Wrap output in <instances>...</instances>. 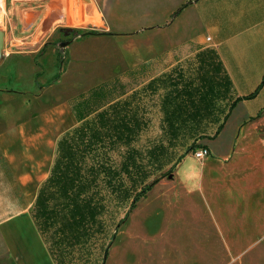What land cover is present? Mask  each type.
<instances>
[{"label":"rangeland","instance_id":"374dc122","mask_svg":"<svg viewBox=\"0 0 264 264\" xmlns=\"http://www.w3.org/2000/svg\"><path fill=\"white\" fill-rule=\"evenodd\" d=\"M178 5L176 0H6L0 30L12 52L34 54L37 65L55 50L59 63L49 73L57 76L48 84V73L41 80L54 85L55 98L79 97L106 85L109 102L119 97L115 87L129 70L125 63L147 50L146 38L163 41L157 30L171 21ZM68 28L94 33L74 36ZM164 66L162 60L147 71ZM165 94L160 86L148 101L151 123L132 143L137 164L128 174L121 170L128 148L108 150L109 165L119 176L98 185L105 206L100 224L81 246L58 254L59 264H264V127H234L233 116L223 128L228 139L223 144L218 137L209 139L214 126L190 125L171 140L161 127ZM161 144L165 150L150 155ZM193 146L207 147L210 156L197 159ZM30 229L40 233L31 219ZM39 236L48 251L50 236Z\"/></svg>","mask_w":264,"mask_h":264},{"label":"crops","instance_id":"0c3cea01","mask_svg":"<svg viewBox=\"0 0 264 264\" xmlns=\"http://www.w3.org/2000/svg\"><path fill=\"white\" fill-rule=\"evenodd\" d=\"M176 4V9L188 5L162 29H154L165 36L163 41L146 38L147 50L125 63L130 67L119 77V97L102 109L119 102V126L143 128L132 143L151 123L148 101L160 86L166 91L161 127L171 140L190 125L226 129L233 116L238 118L234 127H264V86L254 98L245 99L264 78V0H176ZM6 40L0 57V264H55L40 233L29 230V219L36 225L28 213L50 175L59 139L79 125L77 104L91 91L55 98L54 85H44L57 76L49 73L59 63L53 57L55 50L46 52L40 66L34 54H15ZM162 60L164 69L147 71ZM123 65L124 61L120 69ZM168 127L175 128V136H170ZM223 128L216 135L222 144L228 140Z\"/></svg>","mask_w":264,"mask_h":264},{"label":"trees","instance_id":"16d2710c","mask_svg":"<svg viewBox=\"0 0 264 264\" xmlns=\"http://www.w3.org/2000/svg\"><path fill=\"white\" fill-rule=\"evenodd\" d=\"M187 5L184 4L174 11L171 20H174ZM68 29L66 31L70 32L71 28ZM70 33L74 36L80 34L75 29ZM84 33L85 36L94 32ZM105 86L91 90L87 99L77 104L75 114L79 118V125L59 139L50 175L40 187L30 211L38 231L42 235L45 233L50 236L48 251L55 264H59L58 254L64 249L81 246L100 224L99 218L105 206L99 200L98 185L104 180L109 183L115 175L119 176V170L116 171L109 165V158L106 156L108 150L119 144L128 148L121 164V170L127 174L129 169L137 164L138 152L132 148V140L143 128L119 126V102L112 104L109 109H102L108 103L107 99L104 100L106 91L102 89ZM263 86L264 78L257 89L245 99L254 98ZM115 88L118 90L119 84ZM240 99L242 98L236 102ZM236 102L230 109H233ZM92 114L94 116L87 119ZM222 128L223 125L218 127L214 137ZM167 131L170 136H175L174 127H168ZM199 148L201 147L193 146L191 149L196 151ZM164 150L165 146L161 144L151 148L149 153L155 156ZM181 159L182 156L179 162ZM173 168L174 166L165 175L171 174ZM156 181L144 186L134 198L131 208L151 190ZM115 234L116 232L113 237Z\"/></svg>","mask_w":264,"mask_h":264},{"label":"built area","instance_id":"2783aa9c","mask_svg":"<svg viewBox=\"0 0 264 264\" xmlns=\"http://www.w3.org/2000/svg\"><path fill=\"white\" fill-rule=\"evenodd\" d=\"M6 0H0V11L5 9ZM209 39V38H208ZM210 152L207 148H199L194 152V155L199 160H204L207 156H209Z\"/></svg>","mask_w":264,"mask_h":264},{"label":"water","instance_id":"95a60500","mask_svg":"<svg viewBox=\"0 0 264 264\" xmlns=\"http://www.w3.org/2000/svg\"><path fill=\"white\" fill-rule=\"evenodd\" d=\"M72 29H70L71 32ZM4 43V33L0 30V57L3 49V44ZM107 259V254L104 255V261ZM105 264V263H103Z\"/></svg>","mask_w":264,"mask_h":264}]
</instances>
